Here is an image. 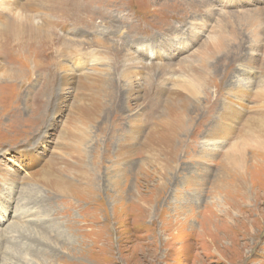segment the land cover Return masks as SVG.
I'll use <instances>...</instances> for the list:
<instances>
[{
	"label": "rangeland",
	"instance_id": "1",
	"mask_svg": "<svg viewBox=\"0 0 264 264\" xmlns=\"http://www.w3.org/2000/svg\"><path fill=\"white\" fill-rule=\"evenodd\" d=\"M0 14V264H264V0Z\"/></svg>",
	"mask_w": 264,
	"mask_h": 264
},
{
	"label": "bare ground",
	"instance_id": "2",
	"mask_svg": "<svg viewBox=\"0 0 264 264\" xmlns=\"http://www.w3.org/2000/svg\"><path fill=\"white\" fill-rule=\"evenodd\" d=\"M12 6V5H11ZM14 11V10H13ZM1 15V14H0ZM25 18V17H24ZM27 22H31V21H29L28 19H27ZM3 25V24H2ZM30 26V25H29ZM39 29V28H38ZM1 50V49H0ZM129 72V71H128ZM128 81V80H127ZM190 88L191 87H196L195 85H193V84H190V86H189ZM192 89V88H191ZM130 92V91H129ZM98 107V105H96V108ZM89 112V110L88 111H86V113H88ZM163 138V137H162ZM163 140H164V138H163ZM32 201V200H31Z\"/></svg>",
	"mask_w": 264,
	"mask_h": 264
}]
</instances>
